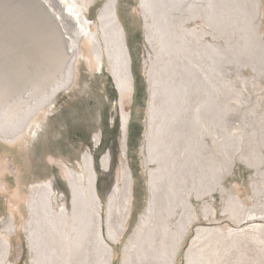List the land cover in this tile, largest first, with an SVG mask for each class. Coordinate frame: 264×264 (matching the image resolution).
<instances>
[{
    "label": "rangeland",
    "instance_id": "374dc122",
    "mask_svg": "<svg viewBox=\"0 0 264 264\" xmlns=\"http://www.w3.org/2000/svg\"><path fill=\"white\" fill-rule=\"evenodd\" d=\"M106 1L90 3L86 11L88 21H97ZM142 1H116L133 77L132 93L124 106L128 113L125 134L107 51L103 48L99 58L84 40L71 84L42 107L22 131L0 135V235L9 247L8 257L0 248V264H33L35 257L27 238V201L33 187L56 179L57 191L64 193L65 204L71 210V190L65 170L73 168L80 172L79 163L85 151L91 152L95 161L104 231L109 191L114 183L122 186L125 163L131 173L126 229L119 241L107 239L113 247L112 264H123L128 238L150 198L149 172L158 166L156 160L146 162L145 134L150 124L151 102L154 113L176 115L178 121L172 132L177 136L178 146L186 149L192 139L199 137L193 116L205 101L208 115L216 111L210 129L215 125L217 131L223 188L220 191L208 188L202 199L192 196L195 215L182 222L178 214L174 216L168 231L173 236L164 235L161 223L147 231L131 257L133 263L129 264H148L149 261L143 262L145 245L149 251V244L157 248L169 240V248L176 241L178 249L174 264H264V0H220L216 25L208 12L203 18H193L187 23V28L196 30L201 44L219 45L217 97L214 89L206 88L199 80L195 57L201 45L199 41L196 43V37L188 42L189 49L182 57L179 70L182 96L166 90L169 84L165 81L161 84L165 77L156 68L149 75L152 63L149 59L155 60V52L147 41ZM39 7L37 0H0V124L7 123L6 118L16 109L18 101L33 91V86L50 79V72L56 69L45 49L44 33L42 37L38 33L36 21L43 15ZM211 91L214 94L209 95ZM140 126V137L130 139L131 129L135 131ZM173 133L168 131V140ZM210 133L205 141L213 148ZM110 148L114 164L111 177L104 173L99 162ZM209 153L210 158L212 152ZM203 204L213 211H201ZM166 207L157 206V210ZM115 218L113 221L117 222L119 214ZM6 227L13 229L7 233Z\"/></svg>",
    "mask_w": 264,
    "mask_h": 264
},
{
    "label": "bare ground",
    "instance_id": "6f19581e",
    "mask_svg": "<svg viewBox=\"0 0 264 264\" xmlns=\"http://www.w3.org/2000/svg\"><path fill=\"white\" fill-rule=\"evenodd\" d=\"M116 1L107 0L103 7H100L97 21H88L86 11L94 0H37L39 9L44 15V17L40 15V20L36 21L38 33L41 37L44 33V39L47 42L45 49L51 61L54 60L56 69L50 72V79L33 86V91H30L20 102L18 101L16 109L10 112L7 118L5 117L7 123L0 124V135L22 131L42 107L71 84L84 40L99 58H102L103 48L107 51L112 79L118 92L123 119L122 129L125 134L128 113L124 110V106L126 98L132 93L133 77L125 32L116 12ZM142 4L145 7L144 25L147 41L155 52V60L149 59L150 63L152 62L148 71L149 75L156 68L160 76L166 79H162L161 84L165 82L169 84L166 90L176 91L182 96V83L179 85L182 79L179 71L182 57L189 49L188 42L196 37V43L198 44L199 41L201 45L198 56L195 57L199 80L206 88L214 89L217 97L219 45L201 44L202 40L200 43L196 30L187 28V23L193 18H203L208 12L213 16L216 25L220 17V0H143ZM214 93L211 91L209 95ZM205 103L204 105L201 103L196 108L197 112L193 116L199 128V137L192 139L186 149H183L178 146L177 136L172 132L175 129L174 124L178 121L176 115L172 111H169L174 114L172 116L162 111L154 113L151 102L150 124L145 134L148 148L146 162L156 160L158 166L149 172L150 198L145 212L140 215L137 227L128 238L123 251V264L133 263L131 257L139 249V240H142L152 227H157L158 223L165 228L164 235L172 234L173 236V233L168 231L171 230L174 216L178 214L181 222L188 216L193 218L195 210L191 201L192 196L202 199L208 188L217 191L223 188L219 173V153L216 147L217 131L215 125L213 129H210V122L216 111L210 114L211 116L208 115L209 111ZM168 131L173 133L170 140H168ZM208 133H213L210 135L213 148L206 145L205 137L209 135ZM209 152H212L210 158ZM99 162L104 173L111 177L114 168L111 148L100 157ZM79 167L80 172L73 168L65 170V177L71 190V210L65 204L64 193L57 191L56 179L33 187L34 192L27 201L29 210L27 238L35 257L33 264H112L113 247L107 239L111 242L119 241L126 229V220L130 214L131 173L125 163L122 186L114 183L109 191L104 231L102 200L97 192L98 175L91 152L85 151L82 154ZM164 205H167L166 210H157V206ZM200 210L213 211L208 204H203ZM117 214H119V220L116 222L113 220ZM11 229L13 228L6 227L5 231L9 233ZM169 241L163 242L157 248H154L155 245L151 243L149 251L145 250L148 247L146 244L144 248L146 258L143 262L174 264L178 249L175 245L176 241H173V247L169 248ZM6 243L7 241H3L0 235V248L4 256L8 257L9 247Z\"/></svg>",
    "mask_w": 264,
    "mask_h": 264
},
{
    "label": "trees",
    "instance_id": "16d2710c",
    "mask_svg": "<svg viewBox=\"0 0 264 264\" xmlns=\"http://www.w3.org/2000/svg\"><path fill=\"white\" fill-rule=\"evenodd\" d=\"M135 131H133V129H131V132H130V136L129 138L133 140L134 136H137L138 138L140 137V134H141V126L138 127L137 129H134ZM132 140H130V144L132 146Z\"/></svg>",
    "mask_w": 264,
    "mask_h": 264
}]
</instances>
